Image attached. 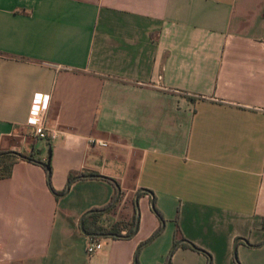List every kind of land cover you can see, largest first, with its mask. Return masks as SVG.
Here are the masks:
<instances>
[{
    "label": "crops",
    "instance_id": "1",
    "mask_svg": "<svg viewBox=\"0 0 264 264\" xmlns=\"http://www.w3.org/2000/svg\"><path fill=\"white\" fill-rule=\"evenodd\" d=\"M0 150V264H264V0H0Z\"/></svg>",
    "mask_w": 264,
    "mask_h": 264
},
{
    "label": "trees",
    "instance_id": "2",
    "mask_svg": "<svg viewBox=\"0 0 264 264\" xmlns=\"http://www.w3.org/2000/svg\"><path fill=\"white\" fill-rule=\"evenodd\" d=\"M16 159L26 160V161L33 162V163L40 165L41 168L43 169L45 175H46L47 185L50 188V185H49V176H50L49 156H47L45 161H40L38 158H34L30 154L25 155V154L13 152V151L0 150V179L6 178L10 175L11 166H12L14 160H16ZM81 176L82 175L80 174L77 176V178H81ZM95 177L105 179L108 182H110L114 186L115 192H114L111 200L108 202V204H106L105 206L100 207V208H95V209H93L95 211L90 212V213L83 216V218H82V228L84 231L83 234L87 235L88 239L97 238V236L99 234H103V235H106V236L111 237V238H127L132 233L134 225L136 223L137 207H134V214L131 218V221L128 224L123 223V222H115V223L111 224L109 227H103L101 225H98L97 224V217L101 213V212H99V210H102V211L109 210L110 208H112L114 206L115 203H112V202H113L115 196L117 195L118 187H117L116 182L110 178L101 177V176H97V175ZM73 179L74 178L72 175H69L67 177L66 185H65L64 189L61 191V193L67 189V187L73 181ZM50 190L53 192V190L51 188H50ZM144 191L145 190H141L140 193H142ZM53 193L55 195L59 194L58 192H53ZM150 195H151L150 209L159 220V227L156 230V232H157V231H159L164 220H163L160 212L154 206L152 194H150ZM263 227H264V220H263ZM123 229H125V232L122 234L120 231ZM176 232H177V228L175 229L174 236H173V245L174 246H172V248L169 250L168 256L166 257V261L163 264H167L169 262V255L173 252L175 247L189 248V249H192V250H195L198 252H202L203 254L206 255L207 260H209V254L207 252H205L204 250L198 248L197 246H195L194 244H192L186 240H182L179 244L175 245V243L177 242V238L175 237ZM143 243H145V242L140 243L137 248H139ZM136 255H137V253L135 252L133 264H138L136 261ZM233 262H234V264H239L235 255L233 258ZM208 264H210V262H208Z\"/></svg>",
    "mask_w": 264,
    "mask_h": 264
},
{
    "label": "built area",
    "instance_id": "3",
    "mask_svg": "<svg viewBox=\"0 0 264 264\" xmlns=\"http://www.w3.org/2000/svg\"><path fill=\"white\" fill-rule=\"evenodd\" d=\"M47 107V97H45L42 101L35 100L29 108V115L27 123L30 125V132L33 136L39 139H47L49 137H53V131L48 130L45 126V111ZM90 143L96 144L98 146H107V142L90 139ZM101 247V239L93 238L88 239L86 242L85 251L87 255L93 254L98 251Z\"/></svg>",
    "mask_w": 264,
    "mask_h": 264
},
{
    "label": "water",
    "instance_id": "4",
    "mask_svg": "<svg viewBox=\"0 0 264 264\" xmlns=\"http://www.w3.org/2000/svg\"><path fill=\"white\" fill-rule=\"evenodd\" d=\"M117 198H118V192H117V195L115 196V198H114V200H113L112 203H115L116 200H117ZM93 211H95V210H93V209L87 210V211H86V212L80 217V219H79V229H80V232L84 233L83 228H82V218H83V216L86 215V214H88V213H90V212H93ZM99 212H102V210H99ZM136 222H137V218H136ZM136 226H137V224L135 223L134 228H133V231H132V233H131L130 235H132V234L135 232V230H136ZM130 235H129V236H130ZM98 236H99V237H106V235H103V234H99Z\"/></svg>",
    "mask_w": 264,
    "mask_h": 264
},
{
    "label": "rangeland",
    "instance_id": "5",
    "mask_svg": "<svg viewBox=\"0 0 264 264\" xmlns=\"http://www.w3.org/2000/svg\"><path fill=\"white\" fill-rule=\"evenodd\" d=\"M235 255V254H234ZM234 255H233V258H234ZM235 257H236V255H235ZM237 258V257H236Z\"/></svg>",
    "mask_w": 264,
    "mask_h": 264
}]
</instances>
